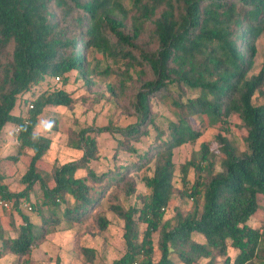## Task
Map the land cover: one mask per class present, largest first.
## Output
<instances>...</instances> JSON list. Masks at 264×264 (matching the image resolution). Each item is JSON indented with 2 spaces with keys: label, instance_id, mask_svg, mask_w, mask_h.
Masks as SVG:
<instances>
[{
  "label": "trees",
  "instance_id": "1",
  "mask_svg": "<svg viewBox=\"0 0 264 264\" xmlns=\"http://www.w3.org/2000/svg\"><path fill=\"white\" fill-rule=\"evenodd\" d=\"M108 2L0 0V49H11L6 62L0 59V135L7 125H14L21 153L33 152L22 178L23 191L11 192L0 175V195L14 203L11 211L16 214L23 213L21 205L28 203L32 213L43 218L38 227L22 214L23 224L15 229L16 236L4 238L0 231V259L13 255L18 264H34L32 253L43 243L49 227L63 221L83 223L95 209L105 206L106 200L109 210L125 224V253L113 264L214 263L224 257L223 264H230L228 248L238 251L234 264H254L264 253V225L254 228L249 224L259 214L264 199V66L258 75L249 77V73L257 54L256 43L264 33V0H153V5L143 10L147 19L159 15L152 34L155 51L137 44L138 32L126 35L119 30L122 21L107 18L120 43L140 51L142 66L152 72V80L142 85L133 104L136 122L125 128L110 123L74 132L70 146L84 155L56 166L54 187L41 184L42 198L36 204L30 202L36 184L42 182L38 166L52 145L50 137L36 133L40 117L48 107L74 105L70 93L54 88L67 83L70 73L80 74L89 87L94 84L87 56L90 51H110L96 24ZM133 2L140 6L142 0ZM124 55L135 59L129 52ZM183 89L199 91L198 96L184 98ZM257 94L262 97L261 104L254 103ZM155 98L173 104L177 121L171 125L168 141H159L138 154L129 142H140L143 135H149L147 123L155 124L150 100ZM232 113L245 125L246 151L238 153L233 142L219 134L224 158L222 171L217 172L210 146L203 143L201 160L195 165L197 178L186 193L195 210L185 216L177 210L174 220H165L174 195V149L195 144L203 133L198 125L203 129L221 125L228 133ZM103 133L123 136L119 146L139 160L107 174L93 171L90 163L98 158L93 134ZM21 153L7 159L18 162ZM152 160L155 168L148 179L153 189L151 199L144 200L140 210H125L115 189L120 187L126 197L134 195L137 185L129 179V172ZM81 170L87 171L86 176L76 177ZM61 205H66L65 210L58 215ZM46 210L49 217L43 215ZM97 224L105 231L111 221L99 216ZM141 224L147 225L143 232ZM154 235L158 236L159 258ZM195 235L204 242L197 241ZM83 252L93 263L94 250L84 248Z\"/></svg>",
  "mask_w": 264,
  "mask_h": 264
},
{
  "label": "rangeland",
  "instance_id": "2",
  "mask_svg": "<svg viewBox=\"0 0 264 264\" xmlns=\"http://www.w3.org/2000/svg\"><path fill=\"white\" fill-rule=\"evenodd\" d=\"M152 5L153 0H142L140 6L135 5L133 0H109L105 9L100 11L102 20H99L96 24H99L102 38L110 51L105 53L90 51L88 53V71L94 83L91 87L85 83L84 77L77 72L68 75L69 81L67 83L54 86L55 89L70 93L75 99V103L70 108L48 107L40 117L36 133L50 137L52 145L38 166V173L42 177V182L36 184L30 196V202L36 204L38 199L42 198L43 189L41 184L49 189L54 187L56 166L79 160L84 155L83 151L70 146V138L74 132L90 126L104 127L110 123L125 128L136 122L133 104L136 102V96L142 89V85L152 80V72L149 68L142 66L140 51L131 50L125 44L120 43L112 30L111 24L107 22V18L122 21V27L119 30L126 35L132 37L135 32H138L140 35L138 41H136L137 44L144 50L155 51L157 46L152 34L155 29V20L159 15L147 19L143 10L144 7H151ZM256 48L257 54L249 77L258 75L264 66V33L257 41ZM10 50V47L0 49V59L3 63L9 59ZM127 52L131 53L136 60L125 57L124 54ZM142 72H145L144 76L141 75ZM180 92L184 98H196L199 93V91L189 89H183ZM262 102V97L257 94L254 103L261 104ZM150 106V114L154 117L155 124L151 125L150 121L147 123L148 129L146 130H148L149 135H143L140 142H129L138 154L147 152L159 141H168L171 138V125L177 121L176 109L170 101L155 98L150 100ZM228 122V133L221 129V125L204 129L198 125L197 128L203 131L201 138L195 144L187 143L174 149V195L171 198L170 207L167 209L165 220H174L177 210L181 211L184 216L192 214L195 210L194 202L186 196V193L197 178L195 165L201 160L203 143L210 146L216 161L215 169L217 172L222 171V160L224 158L221 144L217 141L219 134L230 139L237 148L238 153L246 151V128L243 121L237 113H232L228 118ZM54 125L57 127L56 129L52 127ZM15 131L14 125H7L0 135V175L2 176V183L11 192L19 193L24 189L22 178L28 171L33 152L24 151L21 153L20 142ZM93 135H95L94 137L98 143V158L90 163L93 171L107 174L139 160V157L135 154L119 146V140L123 139L120 134L103 133ZM159 137L162 140H159ZM19 153L21 155L18 162L7 159L9 156H17ZM154 163L155 160H152L150 164L140 167L138 171L132 169L129 172V179L135 180L137 185L134 195L126 197L120 187L115 189V192L119 195L120 204L125 210L133 208L140 210L143 208L144 200L149 201L151 199L153 189L148 184V179L150 180L153 177ZM86 174L87 171L81 170L76 174V177H83ZM109 191L107 190V193ZM105 203V206L95 209L93 215L83 223L63 221L58 226L49 227V232L43 243L35 248L32 253L31 259L34 264H113L115 260L122 257L126 248L124 239L125 224L123 220L118 219L109 210V201L105 200ZM65 206H60L58 215L62 214ZM22 214L27 216L34 225L38 227L43 225V218L37 212L27 213L23 211V213L16 214L11 210L0 208V231L3 233L4 238L16 236L15 229L23 224ZM43 215L49 217L51 214L50 211L46 210ZM99 216H105L111 221L105 231H101L98 227L97 218ZM249 224L254 228H261L264 225V199L259 214L253 217ZM146 227V224H141V231H145ZM195 239L204 242L201 236L195 235ZM153 241L155 250H157V235H154ZM1 248L2 243L0 242ZM84 248L94 250L95 260L93 263L89 262L83 252ZM228 249L230 264H234L238 251L232 248ZM159 257L160 253L157 250V258ZM174 259L178 261L177 258L174 257ZM17 260V257L9 255L0 259V264H18ZM225 260L226 257L218 258L214 263H209V260H202L196 264H223ZM253 263L264 264V253L260 259L258 258ZM179 264L183 263L179 262Z\"/></svg>",
  "mask_w": 264,
  "mask_h": 264
},
{
  "label": "built area",
  "instance_id": "3",
  "mask_svg": "<svg viewBox=\"0 0 264 264\" xmlns=\"http://www.w3.org/2000/svg\"><path fill=\"white\" fill-rule=\"evenodd\" d=\"M60 78H56V81L59 82ZM31 108H33V105L30 106ZM14 206V203L12 201L6 200L4 199L1 195H0V208L5 209V210H11L12 207ZM21 208L28 213H32L33 212V207L28 204V203H23L21 205Z\"/></svg>",
  "mask_w": 264,
  "mask_h": 264
}]
</instances>
